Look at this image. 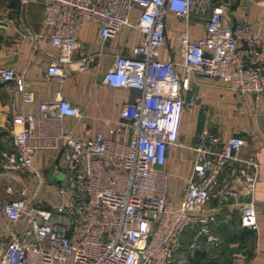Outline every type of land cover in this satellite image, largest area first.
Segmentation results:
<instances>
[{
  "label": "built area",
  "instance_id": "obj_1",
  "mask_svg": "<svg viewBox=\"0 0 264 264\" xmlns=\"http://www.w3.org/2000/svg\"><path fill=\"white\" fill-rule=\"evenodd\" d=\"M229 2H45L42 34L55 51L46 81L62 83L69 76L79 30L90 20L104 40L123 29L140 34L127 53L114 57L102 79L110 88L139 95L117 118L104 120L106 133L90 125L75 132L86 115L59 95L39 101L35 113H11L7 145L0 153V181L7 195L0 206V264H178L175 253L186 231L193 234L192 251L204 249L210 264H220L214 255L222 242L213 232L220 224L216 216L239 195L246 199L237 203L239 227L257 228L255 177L244 176L255 165L236 156L243 140L223 141L206 131L195 146L178 138L183 94L193 76L221 83L239 100L264 99V40L246 23L225 21ZM169 16L183 27L182 58L172 63L159 60ZM190 17L203 20L202 35L194 41L188 39ZM93 62L94 55L78 53V69ZM0 85L16 91L23 105L35 103L33 91L11 67L0 66ZM175 150L188 153L191 162L176 206L167 197L164 169ZM39 153L54 154L53 169L64 173L60 185L43 183L34 167ZM235 162L242 166L232 171L227 187L214 189L223 169ZM245 258L241 250L228 264Z\"/></svg>",
  "mask_w": 264,
  "mask_h": 264
},
{
  "label": "crops",
  "instance_id": "obj_2",
  "mask_svg": "<svg viewBox=\"0 0 264 264\" xmlns=\"http://www.w3.org/2000/svg\"><path fill=\"white\" fill-rule=\"evenodd\" d=\"M46 1L18 0V10L8 9L0 16V66L11 67L21 74L26 87L35 95L33 105H23L16 91L0 85V144L8 140L5 130L9 127L11 113H35L39 101L51 100L59 95L86 115L75 132L80 133L82 127L90 125L93 130L106 133L104 120L117 118L122 107L139 95L132 89L110 88L102 83V79L114 57L118 53H127L129 47L140 40V34L123 29L115 38L104 40L100 36L99 26L90 20H84L79 30L77 51L69 67V76L62 83L57 79H44L48 62L55 56V51L42 34ZM136 14L133 12V16ZM225 21L230 24L246 23L264 40V0H230ZM166 22L165 42L159 51V60L179 62L184 50L180 37L183 27L172 16ZM202 32L203 20L190 17L188 39L194 41ZM78 53L94 55V62L87 69H78ZM177 73L181 78L182 71L177 69ZM183 97L185 103L179 120L178 137L181 142L197 145L202 131L223 141L233 136L239 137L244 144L236 156L251 159L255 165L245 169L244 176L255 177L252 199L257 228L252 231L239 227L237 203L245 201V197L239 195L236 199H229L216 216L220 224L214 227L213 232L222 242L214 255L220 264H228V259L244 250L245 260L236 264H264V99L247 96L239 100L221 83L204 81L199 76H193ZM68 123L72 124L73 120L69 119ZM53 158V153H39L34 162L35 169L40 172V168L51 164ZM241 166V163L235 162L225 167L213 188L227 187L232 171ZM164 169L168 175L167 197L176 206L191 170L188 153L173 151ZM192 236V232L186 231L181 237V246L175 253L178 264H210L204 249L192 251L189 248Z\"/></svg>",
  "mask_w": 264,
  "mask_h": 264
},
{
  "label": "rangeland",
  "instance_id": "obj_3",
  "mask_svg": "<svg viewBox=\"0 0 264 264\" xmlns=\"http://www.w3.org/2000/svg\"><path fill=\"white\" fill-rule=\"evenodd\" d=\"M10 9V2L9 0H0V16L2 17L3 12H6V10ZM7 141L4 140L3 144H0V153L1 151L6 147ZM40 175L43 177V183L46 185V187L52 186V185H60L61 181L63 179L64 173L54 170L52 165L49 164L45 167L40 168ZM60 177V180H58ZM59 181L57 183L56 181ZM5 184L0 181V206H2L7 199V195L5 193ZM32 187H30L31 189Z\"/></svg>",
  "mask_w": 264,
  "mask_h": 264
},
{
  "label": "trees",
  "instance_id": "obj_4",
  "mask_svg": "<svg viewBox=\"0 0 264 264\" xmlns=\"http://www.w3.org/2000/svg\"><path fill=\"white\" fill-rule=\"evenodd\" d=\"M10 2V9L18 10V0H9Z\"/></svg>",
  "mask_w": 264,
  "mask_h": 264
},
{
  "label": "water",
  "instance_id": "obj_5",
  "mask_svg": "<svg viewBox=\"0 0 264 264\" xmlns=\"http://www.w3.org/2000/svg\"><path fill=\"white\" fill-rule=\"evenodd\" d=\"M58 180H60V177H59V179H58ZM58 180L56 181L57 183H59V181H58Z\"/></svg>",
  "mask_w": 264,
  "mask_h": 264
}]
</instances>
